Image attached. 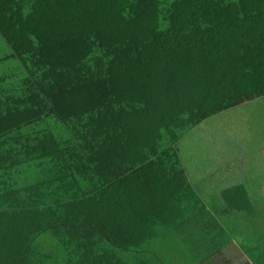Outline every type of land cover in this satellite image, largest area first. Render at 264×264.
<instances>
[{"label": "trees", "instance_id": "trees-1", "mask_svg": "<svg viewBox=\"0 0 264 264\" xmlns=\"http://www.w3.org/2000/svg\"><path fill=\"white\" fill-rule=\"evenodd\" d=\"M259 98L264 0H0V264L255 248L264 207L210 204L180 142Z\"/></svg>", "mask_w": 264, "mask_h": 264}, {"label": "rangeland", "instance_id": "rangeland-1", "mask_svg": "<svg viewBox=\"0 0 264 264\" xmlns=\"http://www.w3.org/2000/svg\"><path fill=\"white\" fill-rule=\"evenodd\" d=\"M6 65L9 66L10 63ZM180 147L188 158L187 167H196V171L207 167L209 163L211 166L214 163V155L220 156L226 162H222V172L216 173L207 183L202 181L197 187L202 192V197H208L206 185L210 184V189L225 185L221 181V174L232 175L233 173L231 166H227L228 162L232 163L235 169L243 168V171L236 173V176H241V181H244L247 190L255 195L254 190L257 191V187L264 188V182L260 179V176L264 174V157L262 156L264 155V100L255 99L204 120L181 140ZM213 196L218 198H207L209 202H213V205L217 207L219 201L223 203L224 198L220 192ZM257 197L259 199L255 196L252 200L257 199L264 204V197ZM178 240L180 241V238ZM173 256L179 260L175 264H195L196 261L195 257L189 256L186 252L176 255L174 250L170 252L167 259ZM183 257L188 258L180 262ZM215 260L218 264H244L238 247L224 249Z\"/></svg>", "mask_w": 264, "mask_h": 264}, {"label": "crops", "instance_id": "crops-1", "mask_svg": "<svg viewBox=\"0 0 264 264\" xmlns=\"http://www.w3.org/2000/svg\"><path fill=\"white\" fill-rule=\"evenodd\" d=\"M182 152V150H181ZM264 157V155H262ZM219 157V158H218ZM182 158L183 161L185 163V166L187 167L186 164V160L188 159L185 156V151L184 153L182 152ZM226 163L224 161L223 158H221L220 156H215L214 155V163L208 164L207 167H203L202 170L200 171H196V167L193 168H188V178L190 180V182L193 184H200L202 183V181H204L205 183H207L208 180H212L213 176L216 175V173H218L219 171L222 172L221 166L223 163ZM227 166H231L232 168V175L231 174H225L222 173V182H224L223 184H225L224 186H215L214 189H210V184L206 185V189H207V198L212 199L213 197H217L218 196H213L216 193H219L222 189H226L229 188L232 185L235 184H239V183H244V181H241V176H236V173H239L240 171H243V168H233V164L229 163L227 164ZM261 182H264V174H262L260 176ZM207 180V181H206ZM257 191L254 190V194L252 195L250 191L247 190L248 194H251L250 196L252 198H254L256 196V198H258L257 196H262V198L264 197V188L263 187H257ZM259 199V198H258ZM255 202L260 206V207H264V204H262L260 201H258L257 199L255 200ZM210 204H213V202H210ZM219 204H223L219 201ZM262 205V206H261ZM215 207V206H214ZM262 227L260 230L258 229L257 234V238L258 240V244L255 246V248H251L250 250H245L240 246V241L237 239H234L230 244H228V246L225 247V249L227 248H233V247H238L239 248V252H240V257H242V261L244 262V264H264V223L260 226ZM256 238V239H257Z\"/></svg>", "mask_w": 264, "mask_h": 264}]
</instances>
